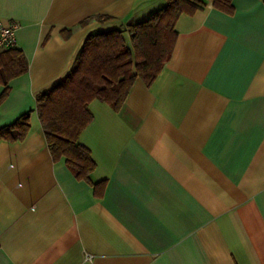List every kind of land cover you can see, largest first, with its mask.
I'll list each match as a JSON object with an SVG mask.
<instances>
[{"label":"crops","instance_id":"obj_1","mask_svg":"<svg viewBox=\"0 0 264 264\" xmlns=\"http://www.w3.org/2000/svg\"><path fill=\"white\" fill-rule=\"evenodd\" d=\"M164 5L0 0L28 62L8 83L0 127L33 110L22 141H0V264H264V0L181 14L150 86L136 79L119 111L90 102L79 142L100 196L48 150L36 96L88 34L122 29L130 45L127 27Z\"/></svg>","mask_w":264,"mask_h":264},{"label":"trees","instance_id":"obj_2","mask_svg":"<svg viewBox=\"0 0 264 264\" xmlns=\"http://www.w3.org/2000/svg\"><path fill=\"white\" fill-rule=\"evenodd\" d=\"M208 0H165V5L148 18L127 27L130 45L122 29L87 35L68 73L36 96L37 113L53 161L64 160L75 177L90 183L96 196L104 182H94L96 163L90 150L79 142L93 116L88 105L95 99L119 111L136 81L150 86L170 60L176 40V21L183 13L192 14ZM225 13L233 12L232 0H210ZM69 30L65 33L68 34ZM28 70L22 50L0 52V103L9 92L8 83ZM33 110L0 127V141H22L30 131Z\"/></svg>","mask_w":264,"mask_h":264},{"label":"built area","instance_id":"obj_3","mask_svg":"<svg viewBox=\"0 0 264 264\" xmlns=\"http://www.w3.org/2000/svg\"><path fill=\"white\" fill-rule=\"evenodd\" d=\"M19 23L11 21L3 23L0 21V52L5 51L16 46V31ZM90 258V256H88Z\"/></svg>","mask_w":264,"mask_h":264}]
</instances>
